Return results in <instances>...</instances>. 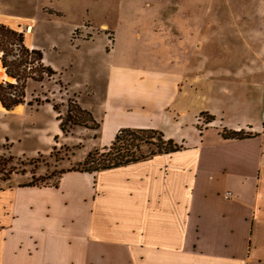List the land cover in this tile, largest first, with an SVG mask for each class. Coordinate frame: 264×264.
I'll use <instances>...</instances> for the list:
<instances>
[{
    "label": "crops",
    "instance_id": "0c3cea01",
    "mask_svg": "<svg viewBox=\"0 0 264 264\" xmlns=\"http://www.w3.org/2000/svg\"><path fill=\"white\" fill-rule=\"evenodd\" d=\"M24 14L0 2V23L35 32L36 19ZM192 24L187 31H196ZM156 29L134 28V46L123 34L122 52L117 39L85 51L101 55L99 85L78 100L91 101L83 106L100 121V135L83 149L109 145L126 127L159 129L183 149L111 169L66 171L58 186L1 189L9 197H0V264H264V112L238 117L239 89L224 85L225 72L180 66L177 39ZM198 42L197 50L185 43L186 61ZM94 78L69 89H87ZM224 129L251 136L224 138ZM54 134H62L59 125Z\"/></svg>",
    "mask_w": 264,
    "mask_h": 264
},
{
    "label": "rangeland",
    "instance_id": "374dc122",
    "mask_svg": "<svg viewBox=\"0 0 264 264\" xmlns=\"http://www.w3.org/2000/svg\"><path fill=\"white\" fill-rule=\"evenodd\" d=\"M0 2L8 6L13 2L14 10L27 13L24 15L36 19L35 32L34 29L32 31V26L26 24H15L14 28L20 27L17 29L26 33L29 45H38V49L43 52V63L55 71L52 76L45 74L42 81L32 79L28 81L27 102L32 101V105L26 103L9 112L0 104V157L3 155L7 157L4 172L0 171V197H9V193H2L1 189L31 182L34 175V181L53 182L57 180L61 171L83 167L88 154L83 146L86 149L92 147L96 143L95 138L100 135V126L95 127L100 121L91 110L83 106L89 105L88 102L91 101L86 100V97L81 104L80 99L78 100V94L85 92L90 94L99 85L95 61H100L101 55L97 53L93 60L85 55V51L89 50L90 45L100 48L102 41L107 40L112 45L117 39V46L122 52L123 34H129L128 40L131 45L134 46L133 42L136 43L134 28L147 31L153 25L157 26V32L167 35V38H176L180 46L177 48L178 58L182 60L179 62L180 66L189 64L211 72H225L226 76L222 74L220 77V80H224V85L239 89L235 95L237 111L235 114L238 117L255 119L256 116L263 115L264 0H0ZM34 2L37 4L33 5ZM44 6H47L44 8L45 11ZM195 20L198 21L196 24ZM177 21L178 25L175 28L173 22ZM191 23L196 29L195 32L187 31ZM96 39L95 43L86 41ZM201 40L202 47L198 53L193 55V59L186 61L185 43L194 42V50H197L196 43ZM1 65L2 63L0 69L5 71ZM183 69L179 67V71ZM2 71L0 80L4 75ZM245 72L247 73L244 74ZM92 74L95 78L87 89V86H80L78 89L80 92L74 91L75 93L69 89L72 81L77 80L80 85L87 82L89 84L91 79L88 78L92 77ZM6 79L10 80L8 76ZM38 99L41 100L40 103L36 101ZM45 104H50L53 109L47 107L40 109L41 105ZM54 104H57L59 111L54 109ZM69 104L75 110H72L71 115L77 123L67 121ZM226 107L227 114H232L227 104ZM26 108L27 111L23 112ZM37 109L39 111H36ZM61 118L69 128L68 134L63 131L61 135L54 134V125L60 126L63 122ZM143 134V137L151 138V142H139L140 151L148 153L156 149L159 140L157 134L150 132ZM46 135L51 137L47 140ZM9 156L14 158L8 159ZM2 168L3 165H0V169ZM4 173L8 174L10 179L4 180Z\"/></svg>",
    "mask_w": 264,
    "mask_h": 264
},
{
    "label": "trees",
    "instance_id": "16d2710c",
    "mask_svg": "<svg viewBox=\"0 0 264 264\" xmlns=\"http://www.w3.org/2000/svg\"><path fill=\"white\" fill-rule=\"evenodd\" d=\"M0 63L5 69L7 76L10 80L5 79L0 82V104L7 110H12L16 106L28 103L33 104L32 101L27 102V83L30 79L42 81L44 75L52 76L55 71L52 67L46 66L43 63V52L38 48H31L25 43V33L14 29L6 24L0 23ZM38 103L40 99L36 100ZM69 113L67 121L71 123H77L72 117L71 112L74 109L69 104ZM78 109H82L76 106ZM54 109L59 111L57 104H54ZM86 110V109H84ZM75 111V110H73ZM210 121L213 120V116H210ZM63 122L60 123L61 130L65 133H69V128ZM77 125V124H74ZM100 124H96L95 127L99 128ZM150 132L157 134L159 140L156 143V149L151 150L148 153L140 151L139 142H151L149 137H143V133ZM222 136L224 138H245L251 136L244 130H222ZM183 149V145L178 144L171 138H166L164 133L155 128H131L126 127L120 129L113 141L104 146L103 148H96L88 152L83 162L82 168H72L61 171L60 175L66 171L76 170L84 172H95L99 170L111 169L130 163L138 162L153 157L159 153H169ZM14 158L9 156L8 159ZM6 156L0 157V165H3L1 173L5 169ZM4 180L10 179L8 174L4 173ZM34 174V173H33ZM53 182H37L35 175L33 181L20 184L19 186H58L59 177Z\"/></svg>",
    "mask_w": 264,
    "mask_h": 264
}]
</instances>
